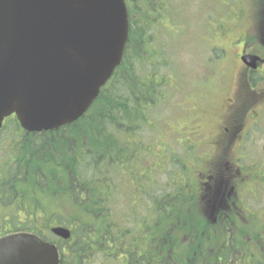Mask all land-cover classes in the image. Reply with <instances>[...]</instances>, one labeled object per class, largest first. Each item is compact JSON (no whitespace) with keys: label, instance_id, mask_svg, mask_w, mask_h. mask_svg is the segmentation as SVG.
Here are the masks:
<instances>
[{"label":"trees","instance_id":"obj_1","mask_svg":"<svg viewBox=\"0 0 264 264\" xmlns=\"http://www.w3.org/2000/svg\"><path fill=\"white\" fill-rule=\"evenodd\" d=\"M237 2L126 0L130 34L123 63L80 120L57 131L29 134L15 117L6 119L0 131V202L25 214L24 231L59 246L61 264H237L241 260L235 249L238 242L248 246L245 235L234 230L229 236L225 229L219 232L202 223L183 201L189 169L178 155L175 139L179 123L191 116L180 103L173 112V142L160 139L168 125L165 111L176 107L167 98L179 88L183 45L213 46L224 41L220 35L225 29L244 31L245 20L232 21ZM175 34L182 49L166 61L159 50L161 37ZM217 56L214 52L212 62ZM205 78L210 79L208 72ZM190 94L185 104L191 109L199 96ZM151 136L159 138L150 140ZM172 149L174 155L167 160ZM153 170L172 173L160 184ZM55 225L70 228L72 239L55 240L50 235ZM249 248L241 263L264 264V247L250 244Z\"/></svg>","mask_w":264,"mask_h":264},{"label":"water","instance_id":"obj_2","mask_svg":"<svg viewBox=\"0 0 264 264\" xmlns=\"http://www.w3.org/2000/svg\"><path fill=\"white\" fill-rule=\"evenodd\" d=\"M129 27L125 0H0V129L12 115L28 133L80 120L120 67ZM52 232L72 237L67 228ZM0 264H60V253L16 234L0 239Z\"/></svg>","mask_w":264,"mask_h":264},{"label":"flooded vegetation","instance_id":"obj_3","mask_svg":"<svg viewBox=\"0 0 264 264\" xmlns=\"http://www.w3.org/2000/svg\"><path fill=\"white\" fill-rule=\"evenodd\" d=\"M257 1L255 14L234 12L232 21L245 20V30L225 29L220 35L224 41L212 46L218 56L208 75L216 80L220 76L218 87L216 81L202 86L198 101L187 110L191 118L179 123L175 139L178 155L189 169L185 198L194 213L219 232L245 235L248 246L238 242L235 249L241 257L237 264L243 263L250 244L264 247V0ZM247 56L258 58L254 68L244 62ZM230 65L235 69L230 84L220 73L213 76ZM197 204L201 206L195 208ZM18 212L0 202V239L23 231L26 217ZM170 257L175 263L174 254Z\"/></svg>","mask_w":264,"mask_h":264},{"label":"rangeland","instance_id":"obj_4","mask_svg":"<svg viewBox=\"0 0 264 264\" xmlns=\"http://www.w3.org/2000/svg\"><path fill=\"white\" fill-rule=\"evenodd\" d=\"M203 1V0H201ZM238 1V2H237ZM236 5L235 8L236 10H240L242 14L247 15V12H251L252 14H255V12L259 11L258 1L257 0H236ZM240 2H242V5H240ZM231 11H233V5H231ZM210 13H213L210 11ZM222 14V13H221ZM209 18L207 19V21ZM216 20V19H215ZM218 20V18H217ZM216 20V23H217ZM214 23V22H213ZM194 25L192 26V28ZM204 36H207L204 34ZM179 38L175 34L171 38H165L164 36L161 37L159 50L164 51V57L165 60L167 61L170 58L171 54H176L178 51L182 49V44L179 43ZM195 45H192L189 42H186L184 46L185 50L183 51L182 57H180V63H179V88L177 91H174L175 94L171 95L172 93H169L167 98V101L171 102L172 104L176 105L174 108H169L165 111L166 115V123L168 124L166 127L162 129V134L160 136L161 141L165 137L169 142H173V131L171 129L174 128L175 126V121L172 123L173 116L175 113V109L177 108L178 104L180 103L181 109L189 110L190 105L188 103L185 104L186 98L191 95L190 93H198L199 89L204 85V83H212L214 80L212 79H206L205 74L206 72H210L209 70L212 69V66L215 65L216 60L214 59L212 63V56H213V48L211 44L206 43H195ZM237 46H240L239 44ZM183 63V64H182ZM234 67H231L228 69V71H219L215 72L213 76L218 77L217 73H220L221 76L224 77L225 81L229 80V84L232 81L233 77V72H234ZM220 81V76L216 80V85L219 84ZM195 82V86L193 83ZM193 86V87H192ZM183 106V107H182ZM179 111V109H178ZM164 115V116H165ZM173 125V126H172ZM181 125V123H180ZM180 129V126L178 127V130ZM155 133V132H154ZM155 135V134H154ZM153 135V136H154ZM150 137V140H158L159 137ZM166 141V140H165ZM175 150L172 149L170 153L167 154L166 159L171 160V156L173 157ZM2 154L0 153V157ZM155 162V161H154ZM16 164L15 160L12 161V167ZM156 165V164H155ZM158 166V164H157ZM6 166H3V169L6 170ZM170 169H172L170 167ZM154 175L158 183L162 184L163 182H166L168 180V177L170 178V174L172 172H164V173H157L153 170ZM123 196V195H121ZM185 203L189 202V199L185 198L183 200ZM262 205H264V196L262 198ZM201 205L197 204L195 208H199ZM20 215L19 217H25V214L22 211L18 212ZM262 216L264 217V213L262 211ZM256 218H260L257 216ZM201 222L198 223V228H200ZM203 228V227H202ZM201 228V229H202ZM205 234V233H201Z\"/></svg>","mask_w":264,"mask_h":264}]
</instances>
